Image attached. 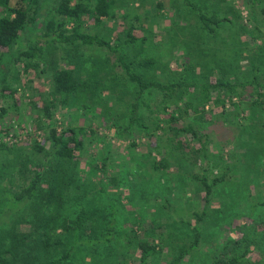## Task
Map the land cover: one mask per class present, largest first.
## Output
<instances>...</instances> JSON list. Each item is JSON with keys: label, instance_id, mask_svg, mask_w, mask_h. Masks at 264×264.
<instances>
[{"label": "trees", "instance_id": "16d2710c", "mask_svg": "<svg viewBox=\"0 0 264 264\" xmlns=\"http://www.w3.org/2000/svg\"><path fill=\"white\" fill-rule=\"evenodd\" d=\"M117 1L17 0L16 5H12V0H0V8L4 12L0 16V119L11 109L20 111L18 90L10 84L12 72L18 65H22L26 72L31 69L41 74L50 73L53 97L46 101L34 119V135L29 134L28 141L10 146L0 140V150L9 151L0 160V203L3 204L0 213L6 212L5 207L10 213L15 210L22 212V209L31 212V217L26 220L31 226L28 232H17V225L9 229L2 228L5 216L3 214L4 219L0 216V232L4 238L0 242V264H41V260L43 264H66L77 256L76 250L80 246L93 247L100 245L101 241L105 244L104 250L99 253L98 248H95L91 254L95 256L107 251L109 255L114 222L118 214V190L123 182L130 185L132 193L138 195L137 198H131L130 208L138 213L139 226L146 223L140 212L144 207L143 203L145 202L149 211H154L151 225L156 229L152 235L156 236L158 232L160 240L159 243H149L144 239L137 241L138 264H149L152 257L162 252L161 243L164 238L174 235L170 228L179 226L185 231L181 238L183 245L171 264H181L182 261L189 260L193 251L199 249L203 238L201 222L208 215L207 206L211 196L216 187L229 180L231 172L238 170L240 175L248 174L249 179L252 176L258 185H264V170L261 168L264 131L256 133L255 130L243 128L240 137L243 136L242 133L252 136L258 134L255 148L249 147L245 142L237 143L229 155H240L243 151L245 162L238 157L235 163H227L223 154H220L218 161L210 156L209 146L214 144L210 133L213 130L210 125L205 127L201 122L207 113L213 112L205 110L211 103L222 108L221 114L225 120V116L233 114L237 120L242 111H245L239 103L250 99L252 109L258 108L264 112V80H259L261 76L258 69L253 67L252 76L240 82L222 78L213 83L209 80L210 74L204 76L205 80L191 82L184 77L166 83L147 78L139 72L136 65L152 68L158 63V59H139L137 55L130 57L129 52L132 45L143 44L145 38L139 39L131 30L125 39L117 40L88 31L91 22L100 23L103 19L118 17L120 10ZM184 1L198 12L203 32L207 35L212 36L223 28L225 18L215 14L208 15L191 0ZM157 6L163 7L161 2ZM84 50L86 53L93 52L96 56L85 57ZM59 51L65 57L68 56L65 59L69 62H74L75 69L61 66L60 56H57ZM83 69L87 74V81L84 80ZM186 70L193 71L194 68L188 65ZM250 88L253 92L244 94ZM214 93L220 95L219 99H214ZM126 97L129 98L128 101H125ZM234 99L239 102L233 103ZM228 100L233 110L234 107L239 109L230 112L227 109ZM31 105L36 106L33 99ZM63 106H79L78 109L84 112L93 107H101L110 124L109 130H114L113 138L130 142L127 147L129 156L133 155L132 148L137 147L138 143L135 141L139 136L148 140L144 146L149 154L139 153L137 158L131 157L128 172L126 168L116 170L125 163L116 165L114 161L110 162L113 157L112 143L108 137L99 136L95 124H90L89 127L59 125L57 115ZM234 119L232 123L235 122ZM95 120L96 115L93 118ZM223 123L227 125L228 121ZM260 126L264 130V125ZM4 130L8 131L6 128ZM37 132H40V136L36 135ZM93 142H102L103 148L95 157L90 156L91 159L85 162L86 169H82L80 165L88 153V145ZM196 143L199 145L197 149L192 146ZM224 145L219 149L221 153ZM173 153H179L183 157L177 156L176 173H169V159ZM188 155L207 162L208 167L203 169V174L185 170L181 162L185 163ZM144 159L149 160L148 167L157 177L165 178L163 182L170 179L168 174L171 175L170 180L176 183L173 192H181L182 181L179 179L183 175L202 187L205 207L202 211L190 212L194 223L181 219L182 217L177 218L172 212L173 203L176 204L179 198L178 194L177 197L169 194L172 198L168 201V195L159 194V188L153 186L152 188L157 189L156 201L144 194L140 195L138 189L144 185L140 179L143 171H147L143 169L147 164ZM99 174L102 176L96 178ZM27 176H31L29 182L20 185V180L23 181ZM242 177L246 176L236 180L241 182L239 189L245 183ZM106 181L107 186L104 185ZM182 184L187 185L186 182ZM109 186L114 187L113 193L117 197L107 194ZM168 186L172 188L173 183ZM1 197H4L3 200ZM153 201L155 202L152 203ZM160 201L161 206L158 204ZM56 203L61 206L69 205L76 210L75 220L68 217L62 225L63 231L68 234L65 240L52 239L54 235L42 226L44 217L40 208L49 209ZM260 207H264V201L253 203L251 212ZM222 215H226L224 211ZM220 219L224 218L220 216ZM181 223L183 225H179ZM42 228L45 231L41 237ZM189 228H192L193 235ZM262 228L264 223L261 222L245 225L239 231L242 235L240 238L236 241L227 240L220 251L212 253L211 264H264V261L252 263L249 260L252 251L248 246L253 240L250 236L255 235L257 242L260 241L264 247ZM85 232L91 235L86 240L82 239ZM32 234H36L33 239ZM100 237L104 239L98 240ZM42 246L47 252L40 253Z\"/></svg>", "mask_w": 264, "mask_h": 264}, {"label": "rangeland", "instance_id": "374dc122", "mask_svg": "<svg viewBox=\"0 0 264 264\" xmlns=\"http://www.w3.org/2000/svg\"><path fill=\"white\" fill-rule=\"evenodd\" d=\"M191 1L197 4L206 14H215L225 18L226 22L223 23V28L212 36L207 35L203 32L198 12L186 4L184 0H118V10H120L118 17L103 19L100 23L91 22L88 31L107 39L117 40L120 38L125 39L128 31L131 30L139 39L145 38L146 41L143 44L137 43L131 46L129 50L130 57H134L135 55L139 59L156 57L158 63L152 68H141L136 65L141 74L156 81L166 83L176 81L182 77L188 82L193 80L202 81L203 79L205 80L204 76L210 74L209 80L213 83L222 78H226L231 82H240L252 76L253 67L258 69L257 72L261 76L259 80L263 81L264 0ZM16 2L17 0H12V5H16ZM159 2L162 3V8L157 6ZM2 15H4V12L0 8V16ZM83 54L85 57L89 55L96 56L93 52L86 53L85 50ZM57 56H60L59 62L62 67L75 69L76 65L74 62H69V60L65 59L68 56L65 57L62 51L57 52ZM188 65H192L194 70L187 71ZM83 72L85 73V69H83ZM85 75L87 74L83 75L84 80L87 79ZM10 84L18 90L17 96L21 103L20 111L16 112V109H11L3 119H0V131L3 130L0 133V140L10 146H15L28 141V135L35 130L34 119L41 112L46 101L53 98L51 95V74H41L39 71L31 69L26 72L22 65H18L16 70L12 72ZM249 92H253V89L250 88L248 91L246 89L244 94H249ZM219 96L217 93H214V99H219ZM32 99L36 106L31 105ZM128 100L129 98L126 97L125 101ZM229 102L228 100L227 109L230 112L239 109L238 107H234L233 110V106ZM235 102H239V100L234 99L233 103ZM239 104L245 111H242L237 120L234 119V114L225 116L227 119L225 120L221 114L222 108L215 106V104H208L205 108L207 112L213 111L207 113L205 119L201 122H203L205 127L210 125V129L213 130L210 136L214 144L209 147L210 156L215 161L220 160V154H223L227 163L231 161L235 163L238 157L245 162L243 151H241L240 155L235 154L232 157L229 154L237 143L240 142H245L249 147L255 148L258 134L252 136L242 133L243 136L240 137L241 130L247 128L248 130H255L256 133L264 131L263 127L260 126V124L264 125V112L258 108L252 109L251 99ZM78 107L63 106V109L57 115L59 125L61 127L69 125L89 127L90 124H95V127L98 128L99 136L108 137V140L112 143L113 157L110 158V162L114 161L116 165L121 162L125 163L116 170L126 168V172H128L127 166L131 165V157L135 159L139 153L149 154L144 146V143L148 142V140L139 136L135 141L138 145L136 148H132L133 155L129 156L127 147L130 142L113 138L114 130H109L110 124H108L107 117L102 113L101 107H93L87 112L78 109ZM94 115L97 116V120L95 121H93ZM233 119L235 124L232 123ZM223 121H228L227 125ZM201 122L199 123L201 124ZM4 128L8 131L6 132ZM36 135L40 136V132H37ZM39 139L41 140L42 138ZM238 139L240 140L237 142ZM262 143L264 144V139H262ZM223 145L225 147L223 148V153H221L219 149ZM88 146V153H86V156L82 160L83 163L80 165L82 169H86L85 162L91 159L90 156L95 157L98 155V151L103 148L102 142H93ZM192 146L195 149L199 148L197 143ZM7 152L9 151L0 150V160L4 158V155L8 154ZM253 152L251 153L252 156ZM26 153L27 155L29 154L28 151ZM178 155L181 154L173 153L170 157L169 163L171 167L168 170L169 173L176 171L175 165ZM144 160L147 164L143 169L147 171H143L140 179L144 184L138 189L140 195L144 194L149 196V199L155 200V191L157 189L152 188L153 186L159 188V194L163 196L168 195V201L172 198L169 194L172 193L176 197L178 194L179 198H177L176 204L172 202L174 205L172 212L174 215H177V218L182 217L181 219H187L191 223H194L190 212L193 210L202 211L205 207V201L202 200V187L198 183L184 178L185 176L183 175V178L179 180L186 182L187 185H183L181 182V192H173V188H176V183L170 180L172 179L171 175L168 174L170 179H166V182H163L165 178L163 176L164 179L159 176L157 177L156 173L152 172L148 167L149 160ZM181 163L186 171L196 174H203V169L208 167L205 160L201 158L196 159L194 156L189 157V155L185 157V163ZM261 168L264 170V156L261 160ZM183 173L186 174V172ZM208 175L211 176V174ZM101 176L100 174L96 175V178H100ZM241 176L246 177H242L243 181L245 179V183L239 189L238 187H240L241 182H237L236 180H241ZM248 177V174L240 175L237 170L231 172L228 181L215 188L210 203L207 206L208 215L201 222L203 238L199 249L193 251L189 260H184L181 264H211L212 253L215 250L220 251L227 240L236 241L240 238L242 235H240L239 231L245 225L253 224L254 222L264 223V207L256 208L253 213L251 212L253 203L264 201V185H258L252 176L250 179ZM30 178L31 176L25 177L23 181L20 180L19 184H27ZM131 178L129 179L131 180ZM107 182H105V186H107ZM171 183H173V187L169 188L168 185H171ZM113 188V186H109L107 194H114L115 190ZM118 193L120 195L119 206L117 208L118 214L114 222L115 230L111 237V245H109L111 246L109 255L107 251H104L103 254H95V256L91 254L95 248H98L99 253L104 250L105 244L101 241L100 245L93 247L85 245L82 248L80 246L76 250L77 256L67 261L66 264H138L137 241L144 239L149 243L160 242L157 237L158 232L156 236L152 235L156 229V227L151 225L154 211H149L148 206L144 202V207L141 208L140 212L145 217L146 223L144 226L146 225L147 227L139 226L140 217L130 206L132 204L131 198L133 196L137 198L138 195H135V192L132 193L130 185L126 182L122 183ZM114 196L116 195L114 194ZM1 198L3 200L4 197ZM148 204L150 205V202ZM158 204L161 206V201ZM2 205L0 203V211L3 209ZM58 205H53L49 209L40 208L41 215L44 217L42 226H45L54 235L52 239L58 240V238H62L65 240L68 234L63 231L62 225L68 217L75 220L76 210L74 207L70 208L69 205ZM225 206L228 207L225 209ZM4 210H6L5 213H0L2 218L3 214L5 216L2 228L9 229L13 225H17V232H28L30 230L31 226L26 223L27 218L31 217L30 210L24 211L22 209V212L15 210L12 213L6 207ZM223 211L226 215H222ZM220 216L224 219L221 220ZM45 228L41 230V237ZM170 229L174 235L168 236V239L164 238L161 243L163 251L152 257V261L149 264H171L174 260L179 248L183 245L181 238L184 236L185 231L180 226ZM262 229L263 232L264 228ZM189 231L193 235L192 228H189ZM2 234L0 232V242L4 240ZM90 236L89 233L85 232L83 237H81L86 240ZM35 237L36 234H32L31 238ZM250 237L253 240L252 243L248 244L252 251L249 260H252V263H261L264 261V247L260 244V241L257 242L255 235H251ZM103 239L104 237L98 238V240ZM45 251L47 252L46 248L42 246L40 253ZM42 262L41 260V264H43Z\"/></svg>", "mask_w": 264, "mask_h": 264}]
</instances>
